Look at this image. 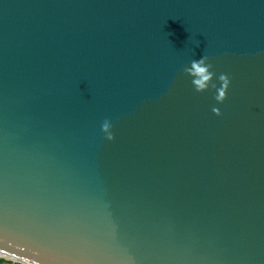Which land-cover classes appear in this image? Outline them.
I'll list each match as a JSON object with an SVG mask.
<instances>
[{
  "label": "water",
  "instance_id": "1",
  "mask_svg": "<svg viewBox=\"0 0 264 264\" xmlns=\"http://www.w3.org/2000/svg\"><path fill=\"white\" fill-rule=\"evenodd\" d=\"M0 258L264 264V0H0Z\"/></svg>",
  "mask_w": 264,
  "mask_h": 264
},
{
  "label": "clouds",
  "instance_id": "2",
  "mask_svg": "<svg viewBox=\"0 0 264 264\" xmlns=\"http://www.w3.org/2000/svg\"><path fill=\"white\" fill-rule=\"evenodd\" d=\"M209 58L207 56H203L199 60H194L191 63L190 67H186L184 69L185 73L190 75L192 79V84L195 87L197 92H204L209 89L211 85L212 88H216L217 95L215 99L222 103L227 98V93L231 84L230 77L227 74H221L219 76V81L221 82V87L217 88L215 84L212 83L215 73L211 70L213 65L208 62ZM212 111L216 115H221V111L219 108H213ZM102 131L106 135V139L109 141L115 139V135L112 131L113 125L110 120H105L101 125Z\"/></svg>",
  "mask_w": 264,
  "mask_h": 264
},
{
  "label": "trees",
  "instance_id": "3",
  "mask_svg": "<svg viewBox=\"0 0 264 264\" xmlns=\"http://www.w3.org/2000/svg\"><path fill=\"white\" fill-rule=\"evenodd\" d=\"M0 264H19L0 258Z\"/></svg>",
  "mask_w": 264,
  "mask_h": 264
}]
</instances>
